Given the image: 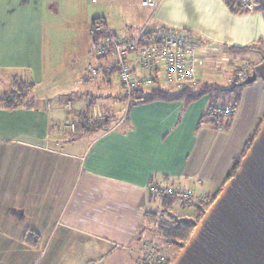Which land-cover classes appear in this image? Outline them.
Segmentation results:
<instances>
[{"label":"crops","instance_id":"1","mask_svg":"<svg viewBox=\"0 0 264 264\" xmlns=\"http://www.w3.org/2000/svg\"><path fill=\"white\" fill-rule=\"evenodd\" d=\"M102 1L0 0V95L26 89L19 105L0 103V264H145L151 247L171 259L175 249L159 220L187 218L168 215L165 205L178 200L151 195L150 183L191 191L180 203L196 219V203L216 199L264 120L261 79L242 88L232 117L218 125L203 118L205 96L129 106L115 73L87 76L89 65L108 62L92 50L95 18L119 35L146 23L191 31L201 61L211 50L231 52L226 62L241 67L264 59L262 9L235 13L225 0H159L153 12L139 0ZM215 75L207 81L217 82ZM62 86L66 96L50 95ZM154 86L182 89L164 81L142 89ZM105 101L109 110L96 111ZM108 118L107 127L81 131L84 120ZM66 121L77 129L63 128Z\"/></svg>","mask_w":264,"mask_h":264},{"label":"built area","instance_id":"2","mask_svg":"<svg viewBox=\"0 0 264 264\" xmlns=\"http://www.w3.org/2000/svg\"><path fill=\"white\" fill-rule=\"evenodd\" d=\"M98 2L99 0H92V3ZM237 2L240 9L246 12L259 5L258 0H237ZM138 3L153 12L159 6V0H139ZM91 33L96 35L95 44L92 46L93 53L97 57L106 58L108 62L96 66L89 65L88 78H96L103 73H115L126 96H130L135 90L162 81L183 87L197 84L202 80L199 70L200 42L185 30L152 28L150 23H146L130 35H119L108 29L104 18L98 17L91 24ZM241 68L237 71L236 78H247L250 67L242 65ZM234 112L235 107L231 104L219 105L211 111L210 116L213 123L220 125L224 118ZM62 126L71 131L77 129V125L70 121L64 122ZM149 191L155 196L173 195L182 203L193 197L191 191L175 193L155 182L150 183ZM145 259L155 264H166V256L154 247H151Z\"/></svg>","mask_w":264,"mask_h":264},{"label":"water","instance_id":"3","mask_svg":"<svg viewBox=\"0 0 264 264\" xmlns=\"http://www.w3.org/2000/svg\"><path fill=\"white\" fill-rule=\"evenodd\" d=\"M264 11V0H258ZM264 81V59L244 84ZM170 264H264V120L234 175Z\"/></svg>","mask_w":264,"mask_h":264},{"label":"trees","instance_id":"4","mask_svg":"<svg viewBox=\"0 0 264 264\" xmlns=\"http://www.w3.org/2000/svg\"><path fill=\"white\" fill-rule=\"evenodd\" d=\"M225 2L230 7V9L235 13L246 12L240 9L237 0H225ZM256 8L262 9L260 4ZM93 20L91 21V24ZM186 32L192 34L193 37L197 38L191 31H186ZM197 39L200 41L199 38ZM95 41H96V35L93 34L92 35V46H94ZM235 48H232V49H235ZM238 50H247V48L242 47ZM244 65H248L250 67V73H249V76H250L255 66L250 65L249 62H245ZM240 68L241 67H238L237 69H235L231 77L232 80H230L229 85H222V84H219L213 81L201 80L197 84L186 85L182 87L180 91H177V92H172L162 86H154L148 90L147 89L135 90L130 96H125V97L129 99V106H134L140 103H145V102H149L153 100H182L185 104H188L207 94L211 96H217L218 98L217 102L210 101L208 111L203 117L205 118L206 116H210L211 111L219 105L231 104L235 107V109L237 108V105L241 99L242 88L245 85H248V84H244V81L249 77L248 76L247 78H244V79L236 78L237 71ZM258 79L260 78L258 77ZM20 86L21 88L24 89L22 84ZM25 91L26 89H24V92H22V89H16L14 91L1 94L0 103H3L7 107H15L19 105V103H21L20 101L24 98V95L26 93ZM232 115L229 117H232ZM203 121L204 119H201V122ZM109 123H110L109 118L106 120L95 121L93 123H89L88 121L84 120L81 123L80 128H81V131L88 132L90 130L107 127ZM257 133L258 131L255 133L253 137H251L247 141L246 147L243 151L242 156L234 159L233 166L227 175L228 179L234 175L242 157H244L246 151L252 144V141L255 138ZM214 199L215 198H213L210 203H205L203 205H198L196 203V206H198L199 208V212L197 214L196 219L194 220L193 219H180V218H173V217L167 218V219L161 218L159 220V224L162 227L161 232H162V238L164 242L167 243L168 245L179 248L180 250L185 245L186 241L189 239L196 223L201 219V217L204 215V213L206 212L208 207L211 205V203L214 201ZM189 200H186L185 203H188L187 201ZM144 260H145V264H155L154 262H151L149 260H146V259Z\"/></svg>","mask_w":264,"mask_h":264},{"label":"rangeland","instance_id":"5","mask_svg":"<svg viewBox=\"0 0 264 264\" xmlns=\"http://www.w3.org/2000/svg\"><path fill=\"white\" fill-rule=\"evenodd\" d=\"M105 3V0H103L102 2H101V5H103ZM108 6H110L111 5V3H109V4H107ZM110 7H112V6H110ZM100 9H101V6H100ZM97 12H99V11H95V13H97ZM98 14V13H97ZM105 17H106V15H104ZM131 24H133V23H131ZM126 25V24H125ZM124 25V26H125ZM140 24H137V22L135 23V25H134V27H137V26H139ZM151 26L152 27H154V24H151ZM127 29L128 28H124L123 29V31L122 32H126L127 31ZM136 29V28H135ZM121 32V33H122ZM209 53V55L208 56H205L203 59H202V61H201V64L202 63H206L207 64V68H210V70L209 69H207V68H204L203 66H201L200 65V68H199V70L202 72V76H203V80H207V79H209L210 80V74L211 73H213L214 72V74H217V75H215V77L216 78H218V79H216L215 81H217L218 83H221V84H223V85H227V81H226V78L228 77V76H231V75H233V72L231 73V71H233L234 69H236V67L238 68V66H240L239 64H240V61H235L234 59L232 60V64H230L229 62H226V61H231V58H233V56H232V53L231 52H225L224 54H222L223 52H221V53H218V52H216L215 50H211L210 52H208ZM224 57V58H223ZM220 58H222V59H220ZM239 58V57H238ZM219 60H221V61H219ZM221 64V65H220ZM218 65V66H217ZM218 67V68H217ZM203 68V69H202ZM212 68H214L213 70L214 71H212L211 69ZM230 73H231V75H230ZM16 89H22V92H24V89L23 88H21V86L20 85H18L17 86V88ZM15 89V90H16ZM61 89H63V86L62 87H57V90H59V92H57V91H52V92H50V95L51 96H55V94H58L60 97H63V96H66V94L67 93H65V92H62L61 93ZM75 89V88H74ZM205 99H209V101H212V102H217L218 101V98H217V96H211V95H209V94H207V95H205ZM111 101H105L102 105H98L97 104V106H96V108H95V110L96 111H98V112H100V111H104V110H109V107H111L110 105H111ZM116 104H117V108H123L124 107V103H122V102H116ZM93 112L94 111H92V114H93ZM94 115H95V113H94ZM58 120V119H57ZM177 191H175V193H176ZM170 196H173V195H170ZM175 199H177L175 196H173ZM158 200V199H157ZM156 201V200H155ZM157 202V201H156ZM157 205H159V204H157ZM154 207V206H153ZM162 208H164V207H161V208H159L158 209V213H160V211L162 210ZM165 208H166V211L168 212V215H173L174 213L175 214H178V215H180L181 216V212H184V217L183 218H192V216L191 217H189L190 215H188V213H189V211L191 212L193 209H187L188 207H187V205H183V204H181L179 201L177 202V201H174L171 205H165ZM180 212V213H179ZM159 215L160 214H157V217H159ZM158 221V220H157ZM189 240V239H188ZM187 240V241H188ZM186 241V242H187ZM174 249H175V252H173L174 253V255L172 256V258L171 259H169V258H167L166 257V264H170L174 259H175V257L177 256V254H178V252L180 251L179 250V248H176V247H174ZM145 256H147V253L145 254ZM169 259V260H168Z\"/></svg>","mask_w":264,"mask_h":264}]
</instances>
